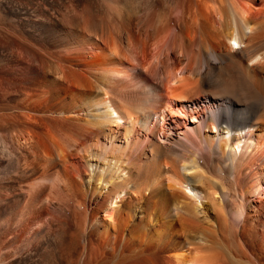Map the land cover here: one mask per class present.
<instances>
[{"label":"bare ground","instance_id":"bare-ground-1","mask_svg":"<svg viewBox=\"0 0 264 264\" xmlns=\"http://www.w3.org/2000/svg\"><path fill=\"white\" fill-rule=\"evenodd\" d=\"M0 264H264V0H0Z\"/></svg>","mask_w":264,"mask_h":264},{"label":"rangeland","instance_id":"rangeland-1","mask_svg":"<svg viewBox=\"0 0 264 264\" xmlns=\"http://www.w3.org/2000/svg\"><path fill=\"white\" fill-rule=\"evenodd\" d=\"M174 30H176V28ZM173 117H178V116H173Z\"/></svg>","mask_w":264,"mask_h":264}]
</instances>
